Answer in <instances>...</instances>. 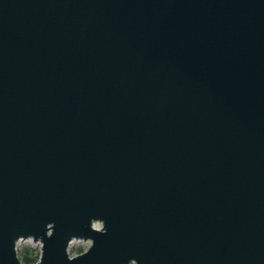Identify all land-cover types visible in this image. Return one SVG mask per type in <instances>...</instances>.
Listing matches in <instances>:
<instances>
[{
  "label": "water",
  "instance_id": "obj_1",
  "mask_svg": "<svg viewBox=\"0 0 264 264\" xmlns=\"http://www.w3.org/2000/svg\"><path fill=\"white\" fill-rule=\"evenodd\" d=\"M24 240L264 264V0H0V264Z\"/></svg>",
  "mask_w": 264,
  "mask_h": 264
},
{
  "label": "rangeland",
  "instance_id": "obj_2",
  "mask_svg": "<svg viewBox=\"0 0 264 264\" xmlns=\"http://www.w3.org/2000/svg\"><path fill=\"white\" fill-rule=\"evenodd\" d=\"M89 244V241L73 240L68 247V253L70 256L76 255L80 253L79 251H84L89 246ZM24 246H32L39 250V244H35L31 240H24L18 241V243L16 244L17 251Z\"/></svg>",
  "mask_w": 264,
  "mask_h": 264
},
{
  "label": "trees",
  "instance_id": "obj_3",
  "mask_svg": "<svg viewBox=\"0 0 264 264\" xmlns=\"http://www.w3.org/2000/svg\"><path fill=\"white\" fill-rule=\"evenodd\" d=\"M18 257L22 264H31L37 261L39 256V250L32 246H24L18 251ZM81 252V251H79Z\"/></svg>",
  "mask_w": 264,
  "mask_h": 264
}]
</instances>
